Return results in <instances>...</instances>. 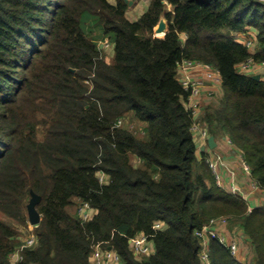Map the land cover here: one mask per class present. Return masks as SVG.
<instances>
[{
	"label": "trees",
	"instance_id": "16d2710c",
	"mask_svg": "<svg viewBox=\"0 0 264 264\" xmlns=\"http://www.w3.org/2000/svg\"><path fill=\"white\" fill-rule=\"evenodd\" d=\"M129 8L0 0V214L26 225L32 194L41 197L38 242L18 264H91L94 241L125 264H203L196 231L225 216L242 228L252 259L240 262L212 237L211 264H264V206L249 211L199 158L179 71L184 60L219 71L223 97L200 119L242 150L264 189V76L239 70L251 58L264 63V0H150L135 21ZM162 18L168 29L157 35ZM251 28L254 52L236 37H252ZM78 198L96 209L88 222L71 211ZM18 233L0 216V264H11ZM140 233L155 245L143 259L130 245Z\"/></svg>",
	"mask_w": 264,
	"mask_h": 264
},
{
	"label": "built area",
	"instance_id": "2783aa9c",
	"mask_svg": "<svg viewBox=\"0 0 264 264\" xmlns=\"http://www.w3.org/2000/svg\"><path fill=\"white\" fill-rule=\"evenodd\" d=\"M244 43L251 50V52H254L256 43V38L254 36H246L244 39ZM253 64L254 61L251 58L248 61L241 63L239 65V70L242 72H247ZM179 71L184 88L190 92L185 104L186 107L192 111L194 117L192 130L195 133L196 137L200 136L203 139H207L210 136V133L208 131V128L204 126L203 122L200 119L202 95L208 83L220 82L221 75L219 71L212 65L196 60H184L179 65ZM207 93L210 96L215 95V91L213 88L207 91ZM122 123V121H119L118 125H121ZM223 160V155L220 152L207 157V162L214 172L219 185H221L219 166L223 162ZM243 164L245 170L250 174L251 169L249 165L244 160ZM99 175L102 182H108V177L104 173H100ZM232 194L244 199L245 201H247L248 199L241 193V190L235 186L232 188ZM76 205V213L83 223L90 221L96 213V209L89 201L78 198L76 200ZM252 209L253 208L249 207V211H251ZM226 220V216L212 218L207 224L203 226L202 229L196 231V235L199 238V243L201 246L200 255L203 264H211L210 239L212 237L217 238L219 243L229 248L232 255L240 262H247L244 258H242L240 254V244L238 240L228 238L225 234L218 231V225L226 222ZM165 227L166 225L162 222L156 223V228ZM37 242L38 236L34 234L27 241L18 245L10 255L11 264H18L19 262H21L24 259V250L29 247H34ZM130 245L134 255L139 259L150 256L155 252L154 242L148 239L144 233L135 235L130 240ZM91 264H125V261L123 260L121 255L115 249H113V247H105L100 242L94 241L92 244Z\"/></svg>",
	"mask_w": 264,
	"mask_h": 264
},
{
	"label": "crops",
	"instance_id": "0c3cea01",
	"mask_svg": "<svg viewBox=\"0 0 264 264\" xmlns=\"http://www.w3.org/2000/svg\"><path fill=\"white\" fill-rule=\"evenodd\" d=\"M140 1L138 0L135 6H137L134 10L133 6H130L129 10L127 11L126 15L131 21H135L141 17V15L147 10L150 4V0L148 1L147 6L142 9V11H138L140 5ZM138 3V5H137ZM166 20L165 18H162ZM249 34L257 37V30L255 28H251L249 31ZM248 36L245 33H238L236 35L237 40L240 42H244L245 37ZM186 38V35H183V39ZM111 43V42H110ZM113 55V46L111 44V53L109 56ZM250 74H258L260 76H264V63H254L252 67L246 72ZM217 89L219 99L223 97V89H222V83H208L207 87L205 88V91L202 95V102H201V116L204 114V111L212 106H216L214 103L215 97L210 96L207 91L210 89ZM207 90V91H206ZM218 102L216 98V103ZM211 136V134H210ZM203 139L200 136L196 138L197 140V146H198V156L199 158H202V155L205 154L208 156L214 155L218 152H220L223 155V162L219 166V175H220V183L221 186L226 189L228 192L232 193V188L238 187L241 190V193L245 195L247 199V203L250 208H256L264 206V189L259 187L257 182L252 178L251 173L249 174L244 167L243 164V152L242 150L237 147L232 140L228 137V135L225 134H219L215 136V141L217 142V146L215 148L209 147V138ZM241 228V227H240ZM237 224L233 223V220L227 217L226 222L218 225V231L225 234L228 238L233 239L231 236H238L240 235L242 238H244V241L247 243H250L248 238L244 235L243 230L240 229ZM241 239V238H240ZM240 253L242 258L245 259V261L249 260V254L251 250H248L247 246H243L242 240H240ZM252 259V258H251ZM248 261V263H250Z\"/></svg>",
	"mask_w": 264,
	"mask_h": 264
},
{
	"label": "rangeland",
	"instance_id": "374dc122",
	"mask_svg": "<svg viewBox=\"0 0 264 264\" xmlns=\"http://www.w3.org/2000/svg\"><path fill=\"white\" fill-rule=\"evenodd\" d=\"M111 1H113L114 2V0H111ZM138 1V0H137ZM137 1H135V3L134 4H136V2ZM148 1L149 0H143V1H140V7H139V9H137L138 11H142V9H144L146 6H147V4H148ZM132 5L133 7L135 6V5ZM137 5H138V3H137ZM137 6H135L133 9H131V12H132V10H134L135 8H136ZM138 8V7H137ZM93 30V32H95V33H98V31H99V29L97 30L95 27H93V26H88L87 27V29H86V31H90V30ZM100 32V31H99ZM94 33V34H95ZM111 44L112 43H110V41L109 40H105V41H101L100 42V45L104 48V51L109 55L110 53H111ZM255 48H256V43H255ZM254 48V49H255ZM214 91H215V95H213L215 98V104H216V98H217V100L219 101L220 99H219V97L218 96H216V95H218V92H217V89H214ZM200 114H201V111H200ZM133 122L131 121V122H128V125L132 128V129H134L135 131H138L139 132V130H140V128H137L136 129V125L134 124H132ZM135 127V128H134ZM142 133H139V135H141ZM197 138V137H196ZM76 207H77V205L75 204V206H74V208H72L71 209V211H72V213H75V211H76ZM0 216L3 218V219H5V220H7V221H9L10 223H12V224H14L15 225V227H17L18 228V230H19V240H20V242H21V244L23 243V242H25V241H27L32 235H34V234H36V232H35V230H36V225H32V223H31V221H30V218H29V213H28V222H27V224L26 225H22V224H19V223H17L16 221H14V220H11V219H9V218H7L6 216H4V215H1L0 214ZM239 228H240V226L239 225H237ZM240 229H242V228H240ZM233 239H235V240H238V242L240 243V240H242V244H243V246H247L248 247V250L250 249L251 250V252H250V254H249V260H247V262L248 261H250L251 260V258H252V255H253V252H252V245H251V243H247L246 244V240L244 241V238H242L240 235H238V236H231ZM241 238V239H240ZM241 254V253H240Z\"/></svg>",
	"mask_w": 264,
	"mask_h": 264
},
{
	"label": "water",
	"instance_id": "95a60500",
	"mask_svg": "<svg viewBox=\"0 0 264 264\" xmlns=\"http://www.w3.org/2000/svg\"><path fill=\"white\" fill-rule=\"evenodd\" d=\"M126 1L129 3L130 6H132L137 0H126ZM167 29L168 26L166 20L161 19V21L159 22L158 26L155 29V33L157 35H163L167 32ZM253 77L259 80L261 76L256 74ZM216 146H217V142L215 141V136L211 135L209 138V147L213 149ZM32 195H33L32 199L28 204V213L32 225H38L42 219L39 211L37 210V204L40 202L41 197L35 193H33Z\"/></svg>",
	"mask_w": 264,
	"mask_h": 264
}]
</instances>
